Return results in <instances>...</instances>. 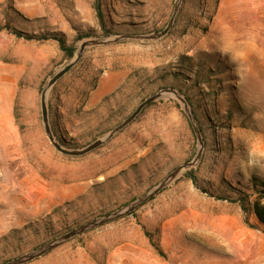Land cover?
Masks as SVG:
<instances>
[{"label":"rangeland","instance_id":"374dc122","mask_svg":"<svg viewBox=\"0 0 264 264\" xmlns=\"http://www.w3.org/2000/svg\"><path fill=\"white\" fill-rule=\"evenodd\" d=\"M92 4L0 0V264L123 210L197 153L195 165L128 216L27 264H103L108 228L133 224L160 249L158 264H180L181 241L195 246L194 257L216 261L232 255L223 245L235 238L239 255L245 232L255 253L264 230L251 214L247 225L237 203L218 198L248 196L250 176L264 178V0H103L109 37ZM13 29L61 37L74 57L65 60L51 38L27 41ZM125 37L137 38L86 47L47 91L54 141L66 151L86 149L143 101L162 97L93 151L58 152L44 130L41 94L82 43ZM189 171L197 186L184 176Z\"/></svg>","mask_w":264,"mask_h":264},{"label":"crops","instance_id":"0c3cea01","mask_svg":"<svg viewBox=\"0 0 264 264\" xmlns=\"http://www.w3.org/2000/svg\"><path fill=\"white\" fill-rule=\"evenodd\" d=\"M108 232L110 236L105 244L106 247L103 245V249L101 250L103 264H149L146 260H143L144 258L148 259V257L152 258V264H158L156 250H154L152 246V241L145 236L144 231L136 224L127 228L109 227ZM243 236L245 237L242 243L241 254H236L235 238H231L228 240V243L223 246L224 249L231 250L232 255H224L223 257L218 256L216 261L213 258H204L201 260L202 258L198 253L196 257H194L190 252L195 250L192 249L195 246L186 241H181L179 245L180 264H188L189 260L192 258L195 259L197 263L202 261L205 264H237V262L241 264H253L258 258L264 261V235L261 234L256 238V252L253 254V234L251 232H245ZM232 237H235V235ZM170 243L171 247H173L174 244L172 240ZM205 246L211 249L218 245L208 243ZM196 251H198V249H196Z\"/></svg>","mask_w":264,"mask_h":264},{"label":"water","instance_id":"95a60500","mask_svg":"<svg viewBox=\"0 0 264 264\" xmlns=\"http://www.w3.org/2000/svg\"><path fill=\"white\" fill-rule=\"evenodd\" d=\"M164 34V33H162ZM158 37V36H157ZM137 37H125V38H121V39H116V40H112V41H91V42H84L81 44L80 49L78 51V53L76 54L75 59L70 62L68 65H66L65 67H63L60 71H58V73H56V75L48 82V85L45 89V91H43V93L41 94V115H42V121L44 124V130L45 133L50 141V143L53 145V147L60 153L67 155V156H83L91 151H93L94 149L102 146L107 140H109L110 138H112L115 134H117L119 131H121L124 127H126L128 124H130L135 118L136 116L149 104L159 100L162 95L161 94H157L154 95L148 99H146L145 101H143L138 107L137 109L132 113V115L130 117H128L121 125H119L116 129H114L104 140L102 141H96L93 144L89 145L86 149H83L81 151H66L64 149H62L55 141L54 138L51 134L49 125H48V119H47V107H46V95H47V91L59 80L61 79L66 73H68L70 71V69L77 63V61L80 59L83 51L86 49V47L88 46H96V45H106L109 43H113V42H118L121 40H127V39H136ZM165 93H173L174 92L171 91H165ZM185 111L188 115V118L190 119V122L193 126V118H192V114L188 112V110L186 109L185 106ZM194 127V126H193ZM195 133L196 135H198V132L196 129ZM199 154L197 153L195 160L192 163H188L178 169H176L175 171H173L172 173H170L161 184H159L157 187H155L153 190H151L147 195H145L143 198H141L140 200L134 202L133 204L127 206L126 208H124L121 211H118L116 213H113L111 215L105 216L103 218H100L96 221H92L87 223L86 225H84L83 227H80L74 231H71L63 236H61L60 238L48 243L45 246H42L40 248H38L37 250L22 256L18 259H15L7 264H27L39 257H42L46 254H48L49 252L53 251L54 249L58 248L59 246L69 242L70 240H72L73 238H75L76 236H79L89 230L95 229L97 227H100L102 225L111 223L117 219L123 218L125 216H128L130 213H132L133 211H135L137 208H139L141 205H143L144 203H146L147 201H149L152 197H154L155 195H157L165 186H167L168 184H170L172 181H174L181 173L182 170L188 169L190 167H192L193 165H195L196 161L198 160Z\"/></svg>","mask_w":264,"mask_h":264},{"label":"trees","instance_id":"16d2710c","mask_svg":"<svg viewBox=\"0 0 264 264\" xmlns=\"http://www.w3.org/2000/svg\"><path fill=\"white\" fill-rule=\"evenodd\" d=\"M102 1L103 0H93L92 9L95 14V19L97 21V25L102 32L103 37H109L112 36V31L106 26L107 22H110L109 19V13L105 11L102 7ZM13 34L18 38H23L24 40L30 41V40H47L48 38H51L52 40H55L58 43L60 51L64 54L65 60H71L74 57L75 50L72 46H67L64 39L61 37H40L37 38L33 35H26L19 31L12 30ZM87 38V34H82L77 37V40H83ZM186 178H188L194 186H197V180L196 177L193 175L191 171L185 173L184 175ZM249 184V191L250 194L248 196H242L238 197L237 199H219L222 201H227L229 203H237L245 217V223L248 225L246 217L248 215H252L254 219L256 220L257 226L255 228H261L264 230V178H261L257 175H251L248 181ZM144 234L146 237H148L151 241V236L149 233L144 231ZM152 246L155 248V250L161 254L160 249L153 244Z\"/></svg>","mask_w":264,"mask_h":264}]
</instances>
